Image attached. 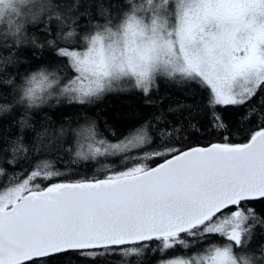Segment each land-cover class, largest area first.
<instances>
[{
    "label": "snow or ice",
    "instance_id": "snow-or-ice-1",
    "mask_svg": "<svg viewBox=\"0 0 264 264\" xmlns=\"http://www.w3.org/2000/svg\"><path fill=\"white\" fill-rule=\"evenodd\" d=\"M26 48L45 58L21 61ZM0 50V68L28 65L0 81V112L22 109L21 131L44 107L118 91L155 109L116 142L87 116L71 137L61 126L54 150L103 165L91 179L65 178L22 137L0 135V264H146L147 252L158 264H264V0H126L111 13L87 0H0ZM161 79L202 103L153 99ZM229 113L256 125L243 142L225 131ZM209 128L219 139L199 143Z\"/></svg>",
    "mask_w": 264,
    "mask_h": 264
},
{
    "label": "trees",
    "instance_id": "trees-1",
    "mask_svg": "<svg viewBox=\"0 0 264 264\" xmlns=\"http://www.w3.org/2000/svg\"><path fill=\"white\" fill-rule=\"evenodd\" d=\"M88 4H99L108 12L116 11L121 5L126 6V0H87ZM91 11L95 13L97 8L93 6ZM102 19V18H101ZM30 36H35L38 41L45 39L39 32H30ZM78 46V45H75ZM31 49L26 48L23 50L20 56L21 61L25 58L33 66L36 62L44 59V56H30ZM7 55L6 50H0V57ZM51 59V57H48ZM28 65L26 63L9 64L5 68H0V81H3L7 77L13 75L17 69L20 72H24ZM34 70V69H33ZM158 87L154 90L153 99L162 98L165 105L175 106L177 104H191L194 102L202 103V96L199 93L191 90V86L187 84L176 83L175 81L158 80ZM3 84H0V91L5 89ZM187 89V90H186ZM51 103V102H50ZM160 107L159 105L156 106ZM154 107L146 105L143 97L135 90L112 92L105 95L102 99L96 101L93 104L79 106L68 105L62 102L55 107H44L37 110L29 118V123L34 127L24 126L21 131V125L19 120L23 115V110L16 108L11 113L0 112V135L7 138L9 144L20 139V143L28 150V155L32 158H47L57 163L58 166L62 164L60 170L64 173L65 178L82 179L93 176L103 175V165L99 162H95L96 166L89 168L87 165L93 162H77L73 164L69 158V155H58L55 149V144L52 143L53 138L58 136L61 126L68 128L67 137H71V125L72 128L78 124L84 123V117L87 116L93 120H96L97 128L103 138L110 142H116L126 136L130 130L138 127L147 118H149L153 112ZM170 116L173 114H169ZM226 120L229 122V127L226 132L231 133L233 142H243L248 132L255 127V123L250 120L237 121V117L233 113H229L226 116ZM35 129H39L44 135L37 137ZM212 129L209 128L206 135L208 139L201 140L199 143L207 144L209 140L216 141L219 139V135H211ZM59 143V140L56 141ZM195 143V141H193ZM67 147L74 148L75 144L66 145ZM11 153L9 152V158ZM113 159H119L118 157H109L105 160V164L110 165L116 169L124 166L123 164H111ZM128 163H132L129 161ZM154 163V162H150ZM22 167H27V164L22 163ZM258 211H264V206L257 205ZM160 254L156 252L146 253V264H155L158 262ZM127 259V258H122ZM119 264V262H116Z\"/></svg>",
    "mask_w": 264,
    "mask_h": 264
},
{
    "label": "rangeland",
    "instance_id": "rangeland-1",
    "mask_svg": "<svg viewBox=\"0 0 264 264\" xmlns=\"http://www.w3.org/2000/svg\"><path fill=\"white\" fill-rule=\"evenodd\" d=\"M155 264H158V262H155Z\"/></svg>",
    "mask_w": 264,
    "mask_h": 264
}]
</instances>
